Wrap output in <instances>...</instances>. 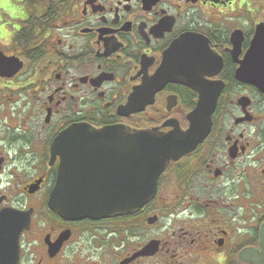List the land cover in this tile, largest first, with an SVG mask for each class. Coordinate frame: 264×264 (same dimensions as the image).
Here are the masks:
<instances>
[{
  "label": "flooded vegetation",
  "instance_id": "flooded-vegetation-1",
  "mask_svg": "<svg viewBox=\"0 0 264 264\" xmlns=\"http://www.w3.org/2000/svg\"><path fill=\"white\" fill-rule=\"evenodd\" d=\"M185 35L210 57L213 75L193 77L222 85L209 133L133 213L62 218L48 203L59 132L188 128L199 93L150 83ZM243 64L261 88L238 79ZM0 216L17 264H252L240 253L264 222V0H0Z\"/></svg>",
  "mask_w": 264,
  "mask_h": 264
},
{
  "label": "water",
  "instance_id": "water-1",
  "mask_svg": "<svg viewBox=\"0 0 264 264\" xmlns=\"http://www.w3.org/2000/svg\"><path fill=\"white\" fill-rule=\"evenodd\" d=\"M258 36L252 42L250 53L257 47ZM197 41L186 35L177 39L164 53L159 69L150 80L153 93L166 83H180L199 93L198 102L188 115V128L175 127L167 133H159L126 131L121 126L99 129L82 123L68 126L51 144V155L59 157L56 182L48 200L51 210L70 220L131 214L153 197L158 177L167 164L192 151L203 140L210 131L211 116L222 85L197 82L192 70H188L191 66L200 78L207 74L205 69L210 57L204 53L202 45L195 46ZM250 56L245 58L246 63L251 62ZM252 70H245L243 64L237 77L261 88V73ZM10 231L5 222H0V235L5 236L2 249L9 259L0 264H17L19 258L18 235L8 238ZM21 231L19 227V233ZM240 257L252 264H264V222L259 229V248H246Z\"/></svg>",
  "mask_w": 264,
  "mask_h": 264
}]
</instances>
